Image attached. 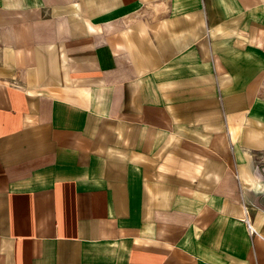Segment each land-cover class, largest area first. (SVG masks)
<instances>
[{"label": "crops", "instance_id": "crops-1", "mask_svg": "<svg viewBox=\"0 0 264 264\" xmlns=\"http://www.w3.org/2000/svg\"><path fill=\"white\" fill-rule=\"evenodd\" d=\"M263 151L264 0H0V264H264Z\"/></svg>", "mask_w": 264, "mask_h": 264}, {"label": "rangeland", "instance_id": "rangeland-1", "mask_svg": "<svg viewBox=\"0 0 264 264\" xmlns=\"http://www.w3.org/2000/svg\"><path fill=\"white\" fill-rule=\"evenodd\" d=\"M248 173L247 191L260 192L252 195L254 202H251L250 208L264 217V151L255 155L254 172Z\"/></svg>", "mask_w": 264, "mask_h": 264}, {"label": "built area", "instance_id": "built-area-1", "mask_svg": "<svg viewBox=\"0 0 264 264\" xmlns=\"http://www.w3.org/2000/svg\"><path fill=\"white\" fill-rule=\"evenodd\" d=\"M247 224H248L250 232L253 234L255 232L253 227L251 226V224L249 222Z\"/></svg>", "mask_w": 264, "mask_h": 264}]
</instances>
